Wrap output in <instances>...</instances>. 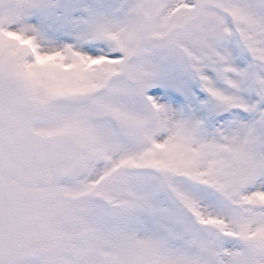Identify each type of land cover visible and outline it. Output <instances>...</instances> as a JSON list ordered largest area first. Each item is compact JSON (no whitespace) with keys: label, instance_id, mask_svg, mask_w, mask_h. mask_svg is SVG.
I'll return each mask as SVG.
<instances>
[{"label":"snow or ice","instance_id":"snow-or-ice-1","mask_svg":"<svg viewBox=\"0 0 264 264\" xmlns=\"http://www.w3.org/2000/svg\"><path fill=\"white\" fill-rule=\"evenodd\" d=\"M0 264H264V0H0Z\"/></svg>","mask_w":264,"mask_h":264}]
</instances>
